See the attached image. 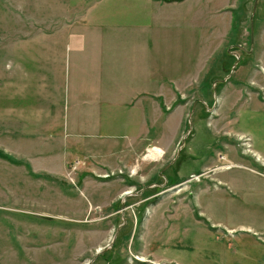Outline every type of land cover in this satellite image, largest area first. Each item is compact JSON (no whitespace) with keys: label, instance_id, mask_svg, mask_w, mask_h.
I'll return each instance as SVG.
<instances>
[{"label":"rangeland","instance_id":"obj_1","mask_svg":"<svg viewBox=\"0 0 264 264\" xmlns=\"http://www.w3.org/2000/svg\"><path fill=\"white\" fill-rule=\"evenodd\" d=\"M254 3L0 0V264L263 261L264 0ZM100 14L160 39L148 49L160 77L98 117L90 70L78 79L88 108L37 117L42 96L20 90L32 72L18 66L22 49L36 61L63 48L43 47L55 32Z\"/></svg>","mask_w":264,"mask_h":264},{"label":"crops","instance_id":"obj_2","mask_svg":"<svg viewBox=\"0 0 264 264\" xmlns=\"http://www.w3.org/2000/svg\"><path fill=\"white\" fill-rule=\"evenodd\" d=\"M89 11L86 14L91 18L88 16ZM88 18L86 23L78 25L75 29H61L55 32L57 39L54 43L47 42L45 46L43 45L45 49H52L51 46L58 47L61 44L62 49H52V53H38L36 61L29 60L27 49H22V60L18 66L22 71L32 72L21 76L20 90L21 94L25 91L27 95L30 93L33 95L35 92L42 96L44 105L38 106L37 109L42 114H37V117L76 116L78 112L88 108L86 106L88 101L81 100L84 95L82 86L86 83L91 84L96 96L94 102H91L93 106L89 108L95 111L98 117H117L115 111L124 109L126 103L138 98V95L150 85V76L154 74L160 77L159 63L155 61L154 55L150 56L153 61L148 66V49H156L154 53H159L157 49H161L160 39L149 35L142 27L143 24H137L139 27L118 26L117 20L112 19L110 14L95 15L91 20ZM37 45L40 44L36 43L34 47ZM68 52L72 53L74 60L69 65L70 82L66 79L65 55ZM51 54L55 55L54 60H50ZM90 70L91 81L84 80L83 85H80L78 79H81L82 75H89ZM12 85L15 87L14 82ZM31 85L37 86L38 90H32ZM112 87L124 89L117 96V90L114 92L110 90ZM15 93L16 90H13V94ZM242 228L257 233V230L250 226ZM139 256L145 257L144 261L161 264L144 255ZM259 260L258 256L251 254L222 255L220 260L213 264H264V259L261 262ZM131 261L132 257L129 263H132Z\"/></svg>","mask_w":264,"mask_h":264},{"label":"water","instance_id":"obj_3","mask_svg":"<svg viewBox=\"0 0 264 264\" xmlns=\"http://www.w3.org/2000/svg\"><path fill=\"white\" fill-rule=\"evenodd\" d=\"M258 2H259V0H255V3H254V11H255V8H256ZM251 21H253V17H251ZM252 24H253V23H252ZM252 36H253V25H252ZM242 49H243V48H242ZM183 142H184V139H183ZM182 146H183V144H182L181 147L179 148V150H178V154H177V157H176L174 160H176V159L178 158V156H179V154H180V151H181V149H182ZM123 205H124V203H123ZM107 249H108V248H105V249L102 250V251H98L97 255L101 254L102 252L106 251ZM90 264H91V263H90Z\"/></svg>","mask_w":264,"mask_h":264},{"label":"trees","instance_id":"obj_4","mask_svg":"<svg viewBox=\"0 0 264 264\" xmlns=\"http://www.w3.org/2000/svg\"><path fill=\"white\" fill-rule=\"evenodd\" d=\"M11 160H15L12 156L7 155ZM29 165V164H28Z\"/></svg>","mask_w":264,"mask_h":264},{"label":"flooded vegetation","instance_id":"obj_5","mask_svg":"<svg viewBox=\"0 0 264 264\" xmlns=\"http://www.w3.org/2000/svg\"><path fill=\"white\" fill-rule=\"evenodd\" d=\"M122 207H123V209H125V208H126V206H125V205H123Z\"/></svg>","mask_w":264,"mask_h":264},{"label":"bare ground","instance_id":"obj_6","mask_svg":"<svg viewBox=\"0 0 264 264\" xmlns=\"http://www.w3.org/2000/svg\"><path fill=\"white\" fill-rule=\"evenodd\" d=\"M147 157H149V156H147Z\"/></svg>","mask_w":264,"mask_h":264}]
</instances>
